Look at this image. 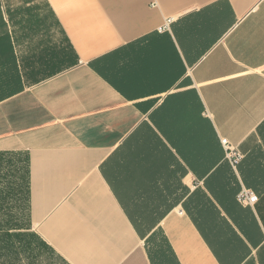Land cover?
I'll return each instance as SVG.
<instances>
[{"label": "crops", "instance_id": "1", "mask_svg": "<svg viewBox=\"0 0 264 264\" xmlns=\"http://www.w3.org/2000/svg\"><path fill=\"white\" fill-rule=\"evenodd\" d=\"M0 264H264V0H0Z\"/></svg>", "mask_w": 264, "mask_h": 264}, {"label": "built area", "instance_id": "2", "mask_svg": "<svg viewBox=\"0 0 264 264\" xmlns=\"http://www.w3.org/2000/svg\"><path fill=\"white\" fill-rule=\"evenodd\" d=\"M222 143L224 145H227V139H222ZM240 155L233 153L232 156H230L232 158V161L235 162L236 159L239 157ZM238 199L240 202H242L243 204H253L254 202H256L257 200V196L251 192L250 190L244 189L242 190L239 195H238Z\"/></svg>", "mask_w": 264, "mask_h": 264}, {"label": "trees", "instance_id": "3", "mask_svg": "<svg viewBox=\"0 0 264 264\" xmlns=\"http://www.w3.org/2000/svg\"><path fill=\"white\" fill-rule=\"evenodd\" d=\"M165 241V240H164ZM166 242V241H165ZM166 246L169 248L170 246H168V244H166ZM170 249V248H169Z\"/></svg>", "mask_w": 264, "mask_h": 264}]
</instances>
